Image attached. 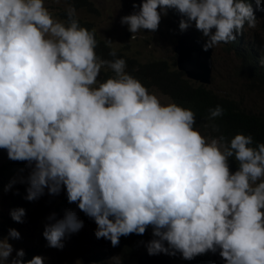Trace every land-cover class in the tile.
<instances>
[{
	"label": "clouds",
	"instance_id": "9594fccd",
	"mask_svg": "<svg viewBox=\"0 0 264 264\" xmlns=\"http://www.w3.org/2000/svg\"><path fill=\"white\" fill-rule=\"evenodd\" d=\"M133 8L120 21L132 34L157 30L175 8L186 17L181 32L194 22L207 37L204 51L257 21L245 0H141ZM65 12L60 21L45 0H0V149L27 162L20 181L28 184L26 199L66 189L68 202L95 221L97 239L113 247L151 227L149 255L179 252L191 260L219 250L226 264H264V143L253 146L244 134L226 139L214 122L220 105L204 123L220 134L205 137L191 109L161 103L126 71L110 39L113 59L99 58L94 32L79 24L74 7ZM102 68L114 75L98 79ZM229 158L238 164L234 172ZM25 215L22 207L10 210L15 222ZM82 227L68 210L43 236L62 248L63 237ZM9 238L19 239V231L0 239V264H44L39 255L24 262L23 249L9 260Z\"/></svg>",
	"mask_w": 264,
	"mask_h": 264
},
{
	"label": "trees",
	"instance_id": "16d2710c",
	"mask_svg": "<svg viewBox=\"0 0 264 264\" xmlns=\"http://www.w3.org/2000/svg\"><path fill=\"white\" fill-rule=\"evenodd\" d=\"M68 2L76 10H81L90 5V1L88 0H68ZM245 2L251 4L254 15L259 20L258 28L251 30L245 24V28L241 33L234 32L236 39L229 42V47H224V50L234 53L237 61L234 72L235 76L242 81L240 88L247 95H253L255 92L258 94L264 92V64L260 63L261 58L264 57V16L257 15L258 7L256 0H245ZM260 3L263 5L264 0H260ZM63 12L66 16V12ZM167 15L168 21L167 19L164 22L160 21L162 29L158 28L157 31H165L161 33L170 37L173 44L181 32L179 30V21L186 19V17L175 8L167 9ZM78 21L82 27L94 32L97 41L96 54L101 59H113L109 56L110 47L107 46L104 40L98 37L91 22L83 21L80 18H78ZM193 27L200 36L207 40V37H204L202 32L197 30L195 26ZM258 29H260V33ZM116 50L117 56L126 61V71L138 79L147 89H156L166 95L171 102L191 109L196 116V124L194 125L196 129L203 131L210 137H215L222 133L228 140L236 134L251 135L253 137V146L264 143V102L259 106H246L243 94L234 95L219 90L214 85L213 75L211 76V83L208 85L187 78L184 72L176 68L175 54H172L168 59L153 58L147 61H140L128 53ZM111 76L107 74L106 78ZM217 105H220L224 109L223 115L214 121L219 125L220 133L212 132L211 129L204 127V123L206 122L205 117H207L209 109ZM26 165L27 162L9 160L0 166V194L10 184H17L16 189L11 195L12 200L8 205L6 213L1 215L0 239L8 236L9 229L15 223L10 216V210L22 207L26 212V209L35 201L26 199L28 184L22 183L18 185L15 179L17 174H23ZM229 167L238 168V164L234 158H229ZM68 210L80 211L76 204L68 202L67 193H65L62 195L58 205H56L53 212L55 215L54 217L52 215L53 219H51L50 223L63 219ZM42 240L46 241L43 234ZM138 240V235L133 233L128 236H121L119 244L115 247L111 245V242H107V247L116 250L119 257L124 259L129 256H136L135 248L137 247ZM24 253V262L31 260L34 256H41L39 250L34 247L25 248ZM179 255L185 264H216L219 250L215 253L207 252L198 255L191 260L184 259L180 253Z\"/></svg>",
	"mask_w": 264,
	"mask_h": 264
},
{
	"label": "rangeland",
	"instance_id": "374dc122",
	"mask_svg": "<svg viewBox=\"0 0 264 264\" xmlns=\"http://www.w3.org/2000/svg\"><path fill=\"white\" fill-rule=\"evenodd\" d=\"M90 5L81 10H76V15L83 21H89L99 38L106 42L107 39L112 41V48L118 49L130 56L138 58L140 61H147L153 58H170L175 43H171L170 37L165 35V31H150L147 29L140 30L132 34L128 30L127 25L121 24V17L138 11L133 8V2L137 5L141 0H88ZM68 0H45V7L51 12L54 19L66 21V16L63 11L69 6ZM264 5V4H263ZM170 15V13H169ZM257 15L264 16V7L257 8ZM168 15H163L161 21L164 22ZM195 26V23L192 22ZM259 20L256 21V27L250 28L255 30L258 28ZM158 28L162 29V24ZM214 31V30H213ZM260 33V29H258ZM245 33H247L245 31ZM224 47L228 48L229 43H219L212 48V75L214 76V85L222 91L232 93L234 95L243 94L244 103L246 106H259L264 102V92L253 95L247 93L240 88L241 79L235 76L234 68L236 59L234 53L227 52ZM97 55V54H96ZM98 56V55H97ZM99 57V56H98ZM100 58V57H99ZM107 74L114 75L106 68L101 69L98 79L104 80ZM215 88V89H217ZM148 91L156 95L161 103L167 104L171 100L156 89H148ZM205 137L203 131L199 130ZM231 171H236L237 168H231ZM30 169L28 165L25 166L23 174L19 173L15 179L19 184L22 178L27 177ZM9 189L8 186L4 188L0 194V219L1 215L5 214L10 201L11 195L16 189L17 184ZM66 193V189H62L59 194H49L45 189L44 194L34 201V203L26 209L24 222H15L11 228H15L20 233L19 239L9 238V243L13 246V252L9 257L11 260L16 256V251L25 249L27 247L37 248L44 258V264H137V256L139 251L146 246V243L153 239L152 228L148 227L143 235H138L137 247L135 248L136 256H129L124 259L119 257L116 250L107 247V242L110 240L95 236L97 225L95 221L88 217L82 211H76L77 217L83 222V227L75 233L66 234L61 243L62 248H54L48 245L47 240H42V234L46 224L50 223L49 217H52L56 205L59 203L62 195ZM49 198H53L51 206L46 204ZM5 238H8L6 236ZM163 253H160L162 255ZM168 255V254H167ZM170 264H185L180 257L179 252L176 255H168ZM100 260V261H95ZM220 262L218 264H226L224 259L219 255Z\"/></svg>",
	"mask_w": 264,
	"mask_h": 264
},
{
	"label": "water",
	"instance_id": "95a60500",
	"mask_svg": "<svg viewBox=\"0 0 264 264\" xmlns=\"http://www.w3.org/2000/svg\"><path fill=\"white\" fill-rule=\"evenodd\" d=\"M206 40L200 36L191 25L186 31L180 32L173 51L175 53L176 68L184 72L185 76L193 81L208 85L212 76V48L203 50ZM7 151L0 149V166L9 161ZM53 203V198L46 201L48 206ZM137 264H170L167 254L149 255L146 246L137 256Z\"/></svg>",
	"mask_w": 264,
	"mask_h": 264
}]
</instances>
